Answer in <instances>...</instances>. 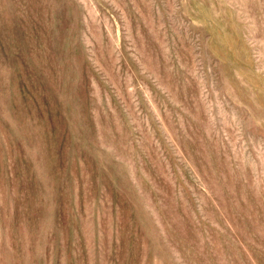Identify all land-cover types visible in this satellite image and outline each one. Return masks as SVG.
<instances>
[{"label": "rangeland", "instance_id": "374dc122", "mask_svg": "<svg viewBox=\"0 0 264 264\" xmlns=\"http://www.w3.org/2000/svg\"><path fill=\"white\" fill-rule=\"evenodd\" d=\"M0 264H264V0H0Z\"/></svg>", "mask_w": 264, "mask_h": 264}]
</instances>
